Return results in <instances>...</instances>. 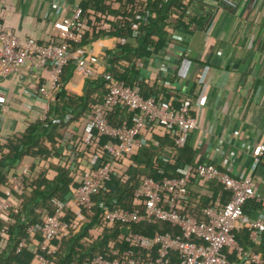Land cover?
Masks as SVG:
<instances>
[{"label": "crops", "instance_id": "1", "mask_svg": "<svg viewBox=\"0 0 264 264\" xmlns=\"http://www.w3.org/2000/svg\"><path fill=\"white\" fill-rule=\"evenodd\" d=\"M84 1L0 0V27L21 39L46 41L54 32L53 23ZM187 21L186 28L169 31L171 43L157 57L139 62L138 80L146 94L169 100L174 107L183 99L191 100L189 114L196 127L185 146V162L213 165L238 180L252 177L264 203V155L259 162L253 157L264 139V0H190ZM84 45L101 59L99 68L105 72L104 56L113 52L116 40L102 35L87 38ZM47 76L45 70L24 66L18 74L0 79V157L5 146L38 123L45 106L38 88ZM65 86L83 96L85 79L73 73ZM122 115L124 121L129 117ZM91 131L96 134L85 118L73 121L60 131L63 140L54 147L55 156L25 159L8 173L25 165L35 175L44 171L52 179L55 167L72 169L79 164L83 170L97 165V158L85 149ZM167 135L162 128L153 129L155 138ZM220 190L214 183L197 179L189 185L191 200L207 205L225 204L227 197ZM263 208L249 201L245 213L253 219L264 217ZM236 232L244 249L229 256L230 264H264V236L247 245L241 235L247 231ZM252 254L259 255V263L250 262Z\"/></svg>", "mask_w": 264, "mask_h": 264}, {"label": "built area", "instance_id": "2", "mask_svg": "<svg viewBox=\"0 0 264 264\" xmlns=\"http://www.w3.org/2000/svg\"><path fill=\"white\" fill-rule=\"evenodd\" d=\"M84 22L83 10L76 6L70 15L53 23L54 32L44 42L33 38L21 39L12 30L0 28V79L18 74L24 66L48 73L46 81L38 88V95L45 105L38 122L46 119L57 90L58 75L68 63H73L74 73L84 79L101 77L105 83L106 92L102 101L94 104L86 117L90 129L96 132V138L93 141L90 139L87 146L92 144L97 147L100 137H106L109 141L95 152L92 151L99 162L82 170L79 186L72 195L65 201L54 200L53 213L44 214L40 226L27 230L28 240L39 251L36 263L47 264L45 256L54 254L58 248L54 242L60 240L68 230L79 229L80 208L90 210L95 207L101 213L100 224L104 228L116 223L160 221L175 228L178 234L156 233L148 238L129 230L123 235L126 248L117 257L110 259L96 255L88 264H230L222 250L232 248L242 253L236 243V231L245 229L252 243L259 242L264 236V217L253 219L244 212V206L249 201L264 205L262 196L255 191L252 177L238 180L210 164L184 165L179 166V176L176 178H164L159 182L142 178L133 193L132 210L120 209L115 202L107 205L103 200H94L96 195L105 190L112 176H118L126 167L125 157L136 154L142 146L147 145L145 138H152L155 127L168 133L176 148H182L195 129L196 122L189 114L191 100L183 99L178 107H174L166 99L154 96L145 98L138 87L125 85L106 71L102 72L99 68L101 59L88 53L83 43L86 30ZM160 63L164 68V61ZM114 108L125 109L129 122L118 127L112 126L108 115ZM174 154L175 148H169L163 163L171 162L170 156ZM263 155L264 139L253 156L254 161L259 162ZM192 179L214 183L222 193H230L225 204L202 208V220L184 213L190 204L189 185ZM30 181L31 172L25 165L9 176L8 187L0 200V220L6 221L19 212L15 194L24 190ZM68 211L77 214L70 222L64 220ZM36 230L41 235L39 242L34 240ZM1 232L4 230L1 229ZM25 244L24 239L16 252ZM249 259L251 263L260 262L256 254H252Z\"/></svg>", "mask_w": 264, "mask_h": 264}, {"label": "trees", "instance_id": "3", "mask_svg": "<svg viewBox=\"0 0 264 264\" xmlns=\"http://www.w3.org/2000/svg\"><path fill=\"white\" fill-rule=\"evenodd\" d=\"M189 1L167 0L164 3L162 0H85L80 6L86 29L83 43L87 38L102 35L114 38L115 49L104 56L106 72L125 85L138 87L141 95L148 98L150 94L145 93L143 83L138 80L139 62L157 57L160 51L171 43L169 30L188 26ZM73 73V63H68L62 68L46 119L31 124L21 137L15 138L14 142L5 146L6 152L0 157V200L8 187L9 176L15 172L8 173V170L20 165L25 159L55 156L54 147L63 140L60 131L65 130L75 120L86 119L92 106L102 101L106 91L101 77L85 79L83 96H77L65 86ZM122 113L127 112L125 109L114 108L108 115L109 123L118 127L124 122H129V117L126 121L121 120ZM91 133L90 139L93 141L96 134L92 131ZM151 137L145 138L147 145L142 146L136 154L125 157L126 167L118 176H112L105 190L94 197L95 201L103 200L107 205L115 202L120 209L132 210L133 193L142 178H151L157 182L164 178H176L179 176V164L191 165L183 159L186 145L176 148L169 134L164 139L155 138L153 134ZM99 140L97 147L91 144L87 146L86 151L95 152L109 141L106 137H100ZM46 143L50 145L49 149ZM168 147L175 148V154L170 156L172 161L165 164L163 157L167 155ZM82 168L79 164H75L72 169L66 166L55 167V176L52 179L47 178L44 171L35 175L33 170H30L31 181L24 190L15 194L19 212L6 221L0 220V264H37L36 256L39 251L35 244L28 240L27 230L40 226L44 214L53 213L54 200L65 201L72 195L79 186ZM224 194L228 200L230 193L223 192ZM227 200H224L225 203ZM205 206L207 204L204 202L190 198V204L186 206L184 213L202 220L201 209ZM76 215L75 211H68L64 220L70 222ZM79 216V229L68 230L60 240L54 242L58 248L54 254L45 256L47 264H88L96 255L113 259L126 248L123 235L129 230L148 238L156 233L172 236L178 234L175 228L160 221L140 224L116 223L110 228H104L100 224L101 213L95 207L90 210L80 208ZM1 229L4 232H1ZM38 232L36 230L34 234V240L37 242L41 240ZM241 235L249 245L248 232H242ZM24 239L25 246L16 252L19 243ZM235 239L243 250L244 245L237 232ZM222 252L228 261L230 255L236 254L232 248H224Z\"/></svg>", "mask_w": 264, "mask_h": 264}]
</instances>
